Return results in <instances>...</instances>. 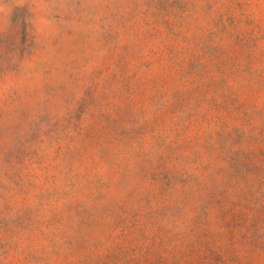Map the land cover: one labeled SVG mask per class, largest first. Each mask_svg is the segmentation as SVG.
Segmentation results:
<instances>
[{
  "label": "rangeland",
  "instance_id": "374dc122",
  "mask_svg": "<svg viewBox=\"0 0 264 264\" xmlns=\"http://www.w3.org/2000/svg\"><path fill=\"white\" fill-rule=\"evenodd\" d=\"M0 264H264V0H0Z\"/></svg>",
  "mask_w": 264,
  "mask_h": 264
}]
</instances>
